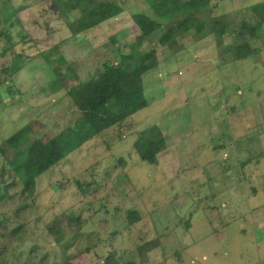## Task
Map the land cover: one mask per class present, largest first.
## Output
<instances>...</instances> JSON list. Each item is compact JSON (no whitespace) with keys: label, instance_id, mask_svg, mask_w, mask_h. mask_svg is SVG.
I'll list each match as a JSON object with an SVG mask.
<instances>
[{"label":"rangeland","instance_id":"rangeland-1","mask_svg":"<svg viewBox=\"0 0 264 264\" xmlns=\"http://www.w3.org/2000/svg\"><path fill=\"white\" fill-rule=\"evenodd\" d=\"M114 1L121 13L73 37L67 24L78 10L58 14L50 0H0L1 18L18 10L20 20L3 54L10 43L0 37V68L17 53L28 59L12 76L13 93L0 86V141L32 121L30 138H54L67 152L36 178L33 205L23 213L26 234L7 263L59 262L62 245L73 242L65 254L76 264H102L111 251L116 264H264V35L250 41L254 54L234 60L226 53L239 40L229 29L220 40L187 32L161 45L163 24L136 50L153 47L157 57L143 75L147 106L132 115L131 128L124 122L95 134L66 89L131 51L140 34L133 13L154 16L147 0ZM258 1L209 0L206 13L235 25L252 19L249 6ZM21 30L29 40H20ZM41 51H50L51 63L64 57V78ZM154 124L165 148L151 164L139 159L133 142ZM18 203L16 196L3 201L0 213L12 216ZM130 211L137 221L129 222Z\"/></svg>","mask_w":264,"mask_h":264},{"label":"trees","instance_id":"trees-1","mask_svg":"<svg viewBox=\"0 0 264 264\" xmlns=\"http://www.w3.org/2000/svg\"><path fill=\"white\" fill-rule=\"evenodd\" d=\"M147 2L154 16L144 12L132 14L140 34L136 41L129 44L131 51L121 53L119 60L104 61L100 69L86 76L83 81L78 76L75 77L76 83L66 89V95L80 112L83 122L88 125V132L99 134L124 122H127V128H131L132 115L147 106L143 75L155 67L157 57L153 47L143 52L136 50L147 36L161 28L163 24L166 29L160 32L158 38L161 45L187 32H191L195 40L207 36L220 40L226 29H229L234 38L239 40L231 45V49L226 53L234 60L254 54L257 48L251 47L250 41L264 35V0L249 6L252 19L244 17L235 25L226 15L220 17L206 13L212 10L209 0H147ZM64 8L69 11H79V16L67 24L73 37L123 11V7L114 0H50L51 12L59 14ZM3 12L6 13L5 10ZM17 12L18 10H13L4 18L0 16V37L5 38L8 44L10 43V46L5 47L1 54L14 45L11 41L10 28L15 25L20 26ZM202 12L207 15L205 20L198 17ZM4 22L8 23L7 27L2 26ZM18 35L21 41L29 40V35L22 30ZM116 48L119 49L118 46ZM38 53L51 67L54 75L62 78L66 76L61 74L60 70V65L65 63L61 54L53 58L58 61L56 64V62L51 63L50 51ZM24 57L23 53H17L10 65L0 68V72L6 75L5 78H0V86L5 84L10 93H13L11 87L14 85L12 76L28 61ZM31 132L32 121H29L0 141V203L13 199L15 196L20 202L12 216L0 213V264H10L7 263V255L12 250L13 244L26 234L29 217L23 213L33 205L36 178L67 155L65 148L58 140L30 138L28 135ZM133 147L140 160L155 164L157 155L165 148V138L157 125H149L138 132ZM8 148L12 149L10 153ZM117 162L123 163L124 159L119 157ZM128 217L130 223L138 220L134 211H130ZM76 221L79 224L78 217ZM49 231L55 234V242H59L60 237L56 235L58 230L51 226ZM71 245L73 242L63 244L64 253L61 260L51 264H76L73 260L74 256L65 254L66 249ZM16 257L18 259L19 255ZM46 258L45 254L41 261H46ZM116 263L117 260L112 251L102 260V264ZM124 264H133V262Z\"/></svg>","mask_w":264,"mask_h":264},{"label":"crops","instance_id":"crops-1","mask_svg":"<svg viewBox=\"0 0 264 264\" xmlns=\"http://www.w3.org/2000/svg\"><path fill=\"white\" fill-rule=\"evenodd\" d=\"M241 227V226H240ZM241 228H243V226L241 227ZM241 230H244V229H241ZM203 256V258H206V256L205 255H202Z\"/></svg>","mask_w":264,"mask_h":264}]
</instances>
